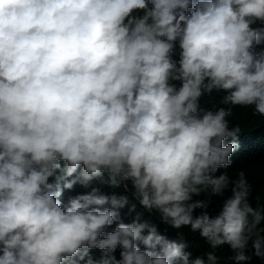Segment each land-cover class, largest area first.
<instances>
[{"label":"clouds","instance_id":"1","mask_svg":"<svg viewBox=\"0 0 264 264\" xmlns=\"http://www.w3.org/2000/svg\"><path fill=\"white\" fill-rule=\"evenodd\" d=\"M262 45L264 0H0V264H219L184 228L264 264V205L226 171Z\"/></svg>","mask_w":264,"mask_h":264},{"label":"trees","instance_id":"2","mask_svg":"<svg viewBox=\"0 0 264 264\" xmlns=\"http://www.w3.org/2000/svg\"><path fill=\"white\" fill-rule=\"evenodd\" d=\"M260 47H264V45L259 46L256 50L259 51ZM174 59H179L178 50ZM223 95L224 93L213 92L211 96H204L200 101L201 107L212 108L213 105L222 106L219 104V101ZM229 121L230 125L239 126L241 135L239 137L240 147L231 157L232 165L226 171L229 172L231 177H236L239 171H243L249 183L252 185V197L255 198L252 200L253 206L264 205V117L254 115L252 109L234 108L232 116L229 117ZM221 171L225 170L221 169ZM102 190L105 192L111 191V189L108 188H103ZM83 191L85 190L77 186L73 191H66L64 199L67 200L69 197L75 196ZM230 195L231 192L226 191L224 197H213V204L208 211L213 215L218 213L223 199ZM257 201H259V204H257ZM126 211L127 209H125V212ZM137 211H142V209L138 207ZM198 212L199 210H197V214ZM144 218L149 219L147 213L144 214ZM126 219L130 220L131 216L126 217ZM151 222L155 223L159 231L167 235L168 238H177L176 230L160 223L159 220L155 218H151ZM261 227H264V223H262ZM181 231L187 236V239L192 242V246L188 249L192 252V258L200 254H206L207 251L211 250L218 255L219 264H233L232 257L235 254L232 253L226 245L220 249H209L208 245L198 234L190 232L188 228L181 229ZM252 251L250 244L247 255L252 258L248 264H260L259 259L252 255ZM96 255H99V253L97 252ZM117 257L119 258V252H117Z\"/></svg>","mask_w":264,"mask_h":264}]
</instances>
